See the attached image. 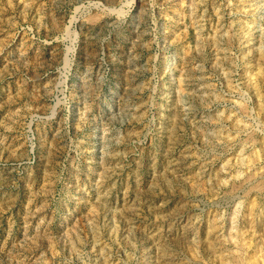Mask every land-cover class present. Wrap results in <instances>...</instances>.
<instances>
[{
	"label": "rangeland",
	"instance_id": "obj_1",
	"mask_svg": "<svg viewBox=\"0 0 264 264\" xmlns=\"http://www.w3.org/2000/svg\"><path fill=\"white\" fill-rule=\"evenodd\" d=\"M0 264H264V0H0Z\"/></svg>",
	"mask_w": 264,
	"mask_h": 264
}]
</instances>
